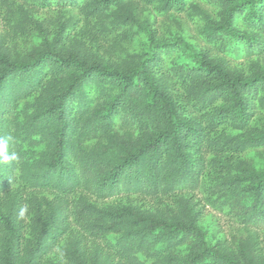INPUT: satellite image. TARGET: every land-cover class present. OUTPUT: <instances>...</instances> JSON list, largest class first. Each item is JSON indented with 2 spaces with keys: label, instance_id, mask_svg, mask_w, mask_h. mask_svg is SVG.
Here are the masks:
<instances>
[{
  "label": "trees",
  "instance_id": "16d2710c",
  "mask_svg": "<svg viewBox=\"0 0 264 264\" xmlns=\"http://www.w3.org/2000/svg\"><path fill=\"white\" fill-rule=\"evenodd\" d=\"M178 15L204 46L160 32ZM0 24V264H264V0H0Z\"/></svg>",
  "mask_w": 264,
  "mask_h": 264
},
{
  "label": "rangeland",
  "instance_id": "374dc122",
  "mask_svg": "<svg viewBox=\"0 0 264 264\" xmlns=\"http://www.w3.org/2000/svg\"><path fill=\"white\" fill-rule=\"evenodd\" d=\"M58 14L59 11H57L56 8L51 7V8L43 9L42 11L38 12L37 18L41 21L47 20V21L55 22ZM176 18L178 19V22L167 21L160 28V32L167 37H171L176 33H181L184 35V38L187 41L191 43H195L198 46H204V44L196 38L194 25L190 23V21L184 15H178L176 16ZM1 24H0V28H2ZM141 46H142V39L141 38L135 39L134 47L140 48ZM211 157H212L211 154L207 155V159H210ZM211 174H213V169L211 168V164L209 163L206 174L207 181H210L209 176L211 177L212 176ZM205 192L206 191L203 188L195 192L196 199L199 200L201 205H203L202 200L206 195ZM45 194L48 195L49 197H52V194L50 193H45ZM142 201L147 206H152L155 204L153 200H149V199H142ZM205 212L207 213V217L212 220L211 222H213L215 226V230H217L221 235L230 237L232 234L239 231L238 226L225 213L215 211L209 206L205 207ZM261 238L264 240V230L261 231ZM59 248H60L59 246L55 248L54 250L55 255H58Z\"/></svg>",
  "mask_w": 264,
  "mask_h": 264
}]
</instances>
